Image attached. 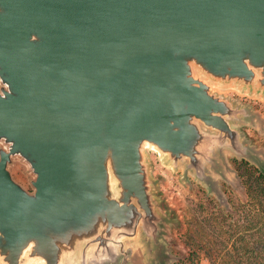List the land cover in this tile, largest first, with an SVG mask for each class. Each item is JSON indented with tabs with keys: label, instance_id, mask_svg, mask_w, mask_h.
Wrapping results in <instances>:
<instances>
[{
	"label": "water",
	"instance_id": "water-1",
	"mask_svg": "<svg viewBox=\"0 0 264 264\" xmlns=\"http://www.w3.org/2000/svg\"><path fill=\"white\" fill-rule=\"evenodd\" d=\"M230 88L264 98V0H0V264H171L149 150L220 203L264 175Z\"/></svg>",
	"mask_w": 264,
	"mask_h": 264
},
{
	"label": "rangeland",
	"instance_id": "rangeland-1",
	"mask_svg": "<svg viewBox=\"0 0 264 264\" xmlns=\"http://www.w3.org/2000/svg\"><path fill=\"white\" fill-rule=\"evenodd\" d=\"M222 92L236 98L243 104L248 103L264 114V98L231 88L222 90ZM242 128L252 143L257 146H264V134L249 126ZM149 157L152 163L153 176L162 177L158 187L160 199L167 203V211L172 213L176 219V224L170 225L171 234L168 246L175 257L171 264H210L204 250L196 245L198 240L196 230L200 220L221 208H230L231 203L245 202L246 194L243 185L245 177L236 180L234 184L222 181L226 202L220 203L213 195L208 194L205 187L196 182L192 176H190V183L185 184L180 179V173L173 172L164 165L154 150H149ZM233 159L231 158V161L235 167L242 165V163L239 164V160L234 162ZM10 169L14 178L29 188L25 167L16 162Z\"/></svg>",
	"mask_w": 264,
	"mask_h": 264
},
{
	"label": "trees",
	"instance_id": "trees-1",
	"mask_svg": "<svg viewBox=\"0 0 264 264\" xmlns=\"http://www.w3.org/2000/svg\"><path fill=\"white\" fill-rule=\"evenodd\" d=\"M239 162L246 201L202 218L196 230V245L210 264H264V175L247 161Z\"/></svg>",
	"mask_w": 264,
	"mask_h": 264
}]
</instances>
